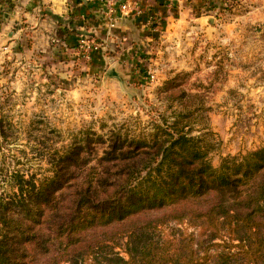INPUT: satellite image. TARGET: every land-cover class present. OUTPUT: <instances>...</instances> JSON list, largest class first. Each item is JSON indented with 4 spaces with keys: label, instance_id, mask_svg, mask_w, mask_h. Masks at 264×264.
Here are the masks:
<instances>
[{
    "label": "rangeland",
    "instance_id": "374dc122",
    "mask_svg": "<svg viewBox=\"0 0 264 264\" xmlns=\"http://www.w3.org/2000/svg\"><path fill=\"white\" fill-rule=\"evenodd\" d=\"M187 5L124 43L74 30L70 17L44 41L29 23L0 21V194L15 173L50 175L57 149L90 138L93 166L111 132L147 135L180 114L185 132L214 145V167L264 145V0Z\"/></svg>",
    "mask_w": 264,
    "mask_h": 264
},
{
    "label": "trees",
    "instance_id": "16d2710c",
    "mask_svg": "<svg viewBox=\"0 0 264 264\" xmlns=\"http://www.w3.org/2000/svg\"><path fill=\"white\" fill-rule=\"evenodd\" d=\"M177 117L111 132L93 166L86 138L55 150L48 176L13 174L0 264H264V145L214 167V145Z\"/></svg>",
    "mask_w": 264,
    "mask_h": 264
},
{
    "label": "crops",
    "instance_id": "0c3cea01",
    "mask_svg": "<svg viewBox=\"0 0 264 264\" xmlns=\"http://www.w3.org/2000/svg\"><path fill=\"white\" fill-rule=\"evenodd\" d=\"M187 2L112 0L113 19H109L106 15L109 2L106 0H0V21L5 28L11 19L18 18L23 23H29L38 40L44 41L41 36L61 27L60 19L70 17L74 30H90L97 39H105L107 44L112 41L124 43L127 39L142 41V37L146 38L150 32L148 24L151 18L164 17L165 13L168 18L171 10L185 8ZM122 4L128 6L124 11L120 8Z\"/></svg>",
    "mask_w": 264,
    "mask_h": 264
},
{
    "label": "built area",
    "instance_id": "2783aa9c",
    "mask_svg": "<svg viewBox=\"0 0 264 264\" xmlns=\"http://www.w3.org/2000/svg\"><path fill=\"white\" fill-rule=\"evenodd\" d=\"M107 2H109L108 3V9H107V11L110 13V14H112L113 12H114V7H113V5H112V0H106ZM127 4H122L121 5V10H125V9H127Z\"/></svg>",
    "mask_w": 264,
    "mask_h": 264
}]
</instances>
